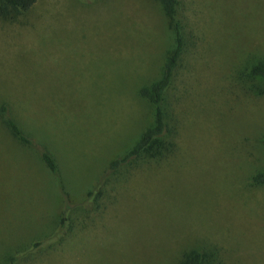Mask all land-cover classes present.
<instances>
[{"label":"rangeland","instance_id":"obj_1","mask_svg":"<svg viewBox=\"0 0 264 264\" xmlns=\"http://www.w3.org/2000/svg\"><path fill=\"white\" fill-rule=\"evenodd\" d=\"M181 2L192 42L167 94L174 151L116 172L109 162L153 120L138 92L171 44L158 1L37 0L0 17V105L33 143L0 126V264H181L211 246L226 264H264V185L251 182L264 170V93L243 75L264 55V0ZM58 181L84 207L98 185L100 209L29 252L60 211Z\"/></svg>","mask_w":264,"mask_h":264},{"label":"trees","instance_id":"obj_2","mask_svg":"<svg viewBox=\"0 0 264 264\" xmlns=\"http://www.w3.org/2000/svg\"><path fill=\"white\" fill-rule=\"evenodd\" d=\"M37 0H0V17L5 20H15L24 15ZM162 13L165 16L166 27L171 34V44L167 49L159 75L139 89V95L144 99L153 111V120L143 127L141 133L134 139L133 144L121 156H116L108 164L109 171H118L128 165L139 166L150 159L167 158L175 148L174 137L177 134V125L171 124L169 113L170 103L167 100L168 91L172 84L175 70L180 63L183 54L192 42L188 24L181 12V0H157ZM242 74V73H241ZM243 75L251 82L252 87H262L260 94L264 93V55L248 61L243 67ZM0 126L9 132L14 139L23 146H32V140L19 125L17 119L10 116L6 104L0 105ZM39 161L44 168L54 176L58 175L59 167L54 156L47 150L39 154ZM251 182L255 185H264V170L251 176ZM98 186V185H96ZM87 189L84 199L91 203L90 207H84L75 203L71 194L58 181V190L61 191V208L55 213L52 225L46 231L36 236L31 234L26 242L29 252H39L50 248L73 235L74 228L80 223V214L88 211H99L100 197L104 190L98 187ZM59 192V191H58ZM83 199V200H84ZM36 231V230H35ZM38 231V230H37ZM221 251V250H220ZM216 247H202L190 249L182 254L181 264H224L227 260ZM17 258H11L8 264H16ZM226 264V263H225Z\"/></svg>","mask_w":264,"mask_h":264}]
</instances>
